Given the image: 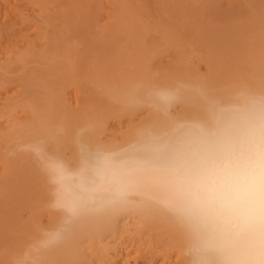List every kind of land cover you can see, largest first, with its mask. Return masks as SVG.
<instances>
[{
	"label": "bare ground",
	"instance_id": "6f19581e",
	"mask_svg": "<svg viewBox=\"0 0 264 264\" xmlns=\"http://www.w3.org/2000/svg\"><path fill=\"white\" fill-rule=\"evenodd\" d=\"M184 1L0 0V264H202L173 177L264 119V49L210 62L171 16ZM162 92L176 99L165 106ZM197 128L225 139L210 145ZM46 159L63 166L62 186Z\"/></svg>",
	"mask_w": 264,
	"mask_h": 264
},
{
	"label": "clouds",
	"instance_id": "9594fccd",
	"mask_svg": "<svg viewBox=\"0 0 264 264\" xmlns=\"http://www.w3.org/2000/svg\"><path fill=\"white\" fill-rule=\"evenodd\" d=\"M158 96L165 106L176 99L165 92ZM191 134L210 145L225 139L223 128ZM44 168L51 183L62 186L63 166L46 159ZM173 180L180 189L177 211L195 237L193 251L202 264H264V119L253 123L242 141Z\"/></svg>",
	"mask_w": 264,
	"mask_h": 264
},
{
	"label": "rangeland",
	"instance_id": "374dc122",
	"mask_svg": "<svg viewBox=\"0 0 264 264\" xmlns=\"http://www.w3.org/2000/svg\"><path fill=\"white\" fill-rule=\"evenodd\" d=\"M196 1V2H195ZM207 1V2H206ZM220 1V0H219ZM218 0H190V2H189V0H185L184 1V4H182L181 5V9L179 8V6H174V8H172V9H170V10H172V13L171 14H173V15H171L170 14V12H169V14L173 17V19H175L176 18V21L178 22V21H180V22H176L177 24H175V23H173V25L175 24L176 26H177V29L180 27L179 26V23H180V25L183 27V25H186V26H184L185 28L184 29H182L181 27V29L183 30V34H184V36H185V39L187 38V37H189L188 39H189V41L190 40H192V43H191V41H190V45H195V47L197 48V47H199L198 45L200 44V47H202V48H200L199 47V52L201 51V53L203 54L202 56H204L205 58H206V55L208 54L211 58H209V57H207V59H210L209 61L211 62L213 59H214V57L216 58H219V56H220V58H221V60L220 59H217L216 58V60H213L212 62L213 63H215L217 60V64H220L221 62H222V60H223V62L221 63L222 64V66H224V67H226L227 66V64H228V66H229V63H228V60H232L233 61V57H234V59L236 58L235 56H233V55H239L240 53H243V49L245 50V52H246V50L248 49L247 47L249 46V47H251V49L252 48H254V46H255V48L257 47L258 48V46L259 45H262L261 47H263V49H264V46H263V44L262 43H264V41L263 40H261V39H263V37L264 36H262V35H264V29H263V26L261 25V23L263 24V17H262V15H264L263 13V11H264V1L263 0H222V1H220L219 2ZM228 1V2H227ZM243 1V2H242ZM245 1H247V4H246V2ZM187 4H186V3ZM201 2V3H200ZM203 2H205V3H203ZM222 2V3H221ZM232 2H234V3H232ZM209 4V5H206V4ZM220 3V4H219ZM228 3H230L229 5L231 6H229V5H227V10H230L229 12L227 11V13H226V15H224L225 14V7H226V4H228ZM236 3V4H235ZM242 4L241 5V9H240V5H237V4ZM224 4H225V6H224ZM246 4V5H245ZM256 4H257V6H256ZM260 4V5H259ZM263 4V5H262ZM200 5H202V7L200 6ZM204 5V6H203ZM196 8H195V7ZM200 6V7H199ZM209 6V7H208ZM214 6V7H213ZM217 6H218V8H217ZM222 6V7H221ZM229 6V7H228ZM234 6V7H233ZM250 6V7H249ZM148 7H150V6H148ZM146 8V10L148 9V11H150V8H151V11L153 12V10H154V12L156 11L155 9V7L154 8H152V6L150 7V8ZM175 7H177V8H179L180 9V11H178L179 13H180V15H179V13H177V12H174V11H176V9H175ZM183 7V8H182ZM189 7H190V9H189ZM221 9H223V7H224V9L223 10H220V8ZM233 7V8H232ZM249 7V8H248ZM133 8V7H132ZM195 8V9H194ZM203 10H201V9ZM206 8H208V9H206ZM210 8V9H209ZM236 8V9H235ZM260 8H261V10H262V13H261V11H260ZM263 8V9H262ZM102 8H100L99 9V11L101 10ZM153 9V10H152ZM175 9V10H174ZM184 9V10H183ZM193 9H194V11H193ZM197 9V10H196ZM232 9V10H231ZM235 9V10H234ZM237 9H240V11H238ZM243 9H245V11L243 10ZM251 9V10H250ZM257 9L258 10V12H257V10L255 11V10ZM174 10V11H173ZM181 10H183V11H181ZM186 10V11H185ZM190 10V11H189ZM234 10V11H233ZM241 10L243 11L242 13H241ZM99 11H97V13L99 12ZM150 11V12H151ZM192 11V12H191ZM199 11V12H198ZM209 13H208V12ZM214 11V12H213ZM219 13H221V14H219ZM224 11V12H223ZM236 11H237V14H238V16H239V14H241L239 17L237 16V14H235L236 13ZM253 14H255V15H252L251 17H254V19L253 18H250L249 17V14L251 15L252 13ZM102 12H103V9H102ZM102 12H99V13H102ZM147 12V11H146ZM150 12H147L148 14H150ZM184 12V13H183ZM235 12V13H234ZM250 12V13H249ZM255 12V13H254ZM194 13V14H193ZM204 13V14H203ZM257 13V14H256ZM182 14H184V15H182ZM188 14V15H187ZM230 14V15H229ZM248 14V15H247ZM99 15V14H98ZM151 15L153 16V14L151 13ZM193 15V16H192ZM203 15V16H202ZM206 15V16H205ZM220 15H222L221 16V18L219 17ZM233 16L231 19L229 18V17H227V16ZM248 17L247 19H249V20H247L246 19V17ZM261 15V16H260ZM177 16V17H176ZM181 16V17H180ZM182 16H184V17H182ZM192 17V18H190V17ZM198 16V17H197ZM212 18H211V17ZM214 16V17H213ZM216 16H218L219 18L217 19V17ZM224 16H225V19H224ZM243 16V17H242ZM258 16V17H257ZM171 17V18H172ZM180 17V18H179ZM194 17V18H193ZM205 17V18H204ZM237 17V18H236ZM259 18V20H261V21H259V20H257V19H255V18ZM179 18V19H178ZM196 18V19H195ZM197 18H198V20H197ZM229 18V19H228ZM172 19V20H173ZM185 19H186V21H185ZM202 19V20H201ZM211 19V20H210ZM214 19V20H213ZM218 21H217V20ZM223 19H224V21H223ZM227 19H228V21H227ZM243 19V20H242ZM244 19H246V21L244 20ZM253 19V20H252ZM190 20V21H189ZM196 20V21H195ZM200 20V21H199ZM205 20V21H204ZM235 20V21H234ZM241 20H242V25H241ZM252 20V21H251ZM256 20L257 21H259V22H256ZM173 21H175V20H173ZM188 21V22H187ZM194 21H195V23H197V24H195L194 23ZM220 21V22H219ZM231 21H232V23H231ZM233 21H234V23H233ZM236 21L238 22V24L236 23ZM244 21V22H243ZM251 21V22H250ZM168 22V21H167ZM192 22V23H191ZM205 22V23H204ZM206 22H207V25H206ZM240 22V23H239ZM246 22H249L248 24L246 23ZM254 22V23H253ZM255 22H256V24H255ZM184 23V24H183ZM192 25H191V24ZM204 23V24H203ZM224 23H225V26H227L226 28L225 27H223L224 26ZM231 23V24H230ZM246 24L247 26L245 27V25L244 24ZM258 23H260L259 25H261V26H259V25H257ZM150 24H151V22H150ZM209 24V25H208ZM222 24V25H221ZM235 24V25H234ZM174 25V26H175ZM194 25H196V26H194ZM201 25V26H200ZM204 25V26H203ZM232 25V26H231ZM237 26V27H234V26ZM251 25H255V27L253 26V27H251ZM179 26V27H178ZM203 26V27H202ZM219 26V27H218ZM240 26V27H239ZM258 26H259V28L261 27V29H263L262 31H260L261 29H259L258 28ZM138 27V30H139V28L141 27H139V26H137ZM137 27L135 28V31H136V34H137ZM200 27H201V30H200ZM206 29H205V28ZM213 27V28H212ZM242 27V28H241ZM247 27H250V28H254V30L255 31H260L259 32V34H258V31L257 32H255V31H253L252 29H250V28H247ZM196 29V31H195V29ZM198 28V29H197ZM218 28V29H217ZM229 28H232V30L231 29H229ZM236 28V29H235ZM243 28H244V30H243ZM247 28V29H246ZM105 29V28H104ZM103 29V30H104ZM181 29H179V30H181ZM211 29V30H210ZM226 31H224V30ZM227 29H229V30H227ZM240 29V30H239ZM257 29V30H256ZM181 30V31H182ZM189 30V31H188ZM191 30H193V33H192V31ZM210 30V31H209ZM219 30V31H218ZM233 30H235V31H233ZM239 30V31H238ZM252 32H251V31ZM222 31V32H221ZM238 33H237V32ZM244 31V32H243ZM246 31V32H245ZM248 31H249V33H248ZM141 32V31H140ZM192 34H191V33ZM203 32V33H202ZM205 32H206V34H205ZM213 32H214V34H213ZM218 32V33H217ZM219 32H221L220 34H219ZM229 32V33H228ZM240 32H242V33H240ZM250 32H251V34H255V35H252V37L253 38H255V36H256V38L257 37H259V38H257V39H253L254 41H252V37L251 38H249L250 36L248 35V34H250ZM207 33H208V35H207ZM233 33V35H231ZM235 33H237L236 35H235ZM248 33V34H247ZM261 33V34H260ZM141 34H142V32H141ZM141 34H138V35H141ZM205 34V37L203 36ZM223 34H224V36H223ZM229 36H228V35ZM243 34H247V36H245V39H244V35ZM196 35V36H195ZM221 35H222V37H221ZM227 35V36H226ZM258 35V36H257ZM192 36V37H191ZM202 36V37H201ZM210 36V37H209ZM220 36V37H219ZM232 36V37H231ZM241 36V37H240ZM137 37V36H136ZM139 37H141V36H139ZM191 37V38H190ZM216 37H217V39H216ZM230 37V38H229ZM247 37V38H246ZM262 37V38H261ZM194 38H195V40H194ZM198 38V39H197ZM210 38V39H209ZM224 38V39H223ZM229 38V39H228ZM233 38V39H232ZM238 38V39H237ZM249 38V40H247ZM261 38V39H260ZM114 39V38H113ZM113 39H110V40H113ZM138 39H141V38H137V40ZM188 39H186V41L188 40ZM199 39H201V40H199ZM232 39V40H231ZM258 39H260L259 41H258ZM109 40V41H110ZM142 40V39H141ZM218 40V41H217ZM221 40V41H220ZM222 40H223V42H222ZM227 40V42H228V44L231 46V49L229 48V46H226L227 44H225L226 42H224V41H226ZM231 40V41H230ZM241 40H243V42L241 41ZM245 40V41H244ZM257 40V41H256ZM116 41V40H115ZM136 41V40H135ZM188 41V42H189ZM202 41V42H201ZM210 41V42H209ZM215 43H214V42ZM222 43H220V42ZM233 41V42H232ZM235 41V42H234ZM240 41V42H239ZM246 41H248V42H246ZM256 41V42H255ZM263 41V42H262ZM114 42V41H113ZM112 42V43H113ZM120 42V41H119ZM195 42H197V43H195ZM214 43V45H212V43ZM217 42V43H216ZM232 43V44H230V43ZM251 44H250V43ZM258 42H262L261 44L259 43L258 44ZM110 43H111V41H110ZM147 43H150V42H147ZM199 43V44H198ZM236 43V44H235ZM248 43H249V45H248ZM254 43H257V44H254V46H253V44ZM109 44V42L107 43V45ZM117 44H118V42H117ZM188 44V43H187ZM208 44H209V46L210 47H213L214 49L211 51L210 50V47L209 48H207L208 50H206V47H208ZM211 44V45H210ZM244 44V45H243ZM247 44V46H245ZM112 45V46H111ZM111 45H108V46H105V48H107V50L109 49H111V51H105V55H107V56H109L108 58H110L112 55H110V54H113V49L112 48H114L115 46H113V45H115V43L114 44H111ZM141 45V44H140ZM152 45V44H151ZM215 45H217L218 47H220V46H223V45H225L226 47H227V49L229 50L230 49V51L232 52V53H234V54H232L231 52H229L227 49H226V47H220V48H223V50H224V48L227 50H221L220 48H217V46H215ZM243 45V46H242ZM251 45V46H250ZM189 46V45H188ZM232 46L234 47L233 49H232ZM235 46H236V48H235ZM237 46H238V48H240V46L241 47H243V49L242 48H240V50L242 51H240V50H238L237 49ZM108 47H111V48H108ZM194 47V48H195ZM216 47V48H215ZM244 47H246V48H244ZM104 48V49H105ZM189 48H191V47H189ZM256 48V49H257ZM192 49V48H191ZM219 49V50H218ZM235 49V52L233 51ZM198 50V49H197ZM206 50V51H205ZM221 50V52H223V53H221V52H219L218 53V51H220ZM208 51V52H207ZM210 51L212 52V53H210ZM217 51V53H214V52H216ZM237 51V52H236ZM238 51L240 52L239 54H238ZM106 52H108V54H106ZM111 52V53H110ZM207 52V54H205ZM110 53V54H109ZM200 53V54H201ZM210 53V54H209ZM213 53H214V55H213ZM224 56V58H225V56L227 55L228 56V58L226 57L225 58V60H224V58H223V56L221 55V54ZM226 53V54H225ZM219 54V55H218ZM232 56H230V55ZM107 56H105V57H107ZM229 57H231V59L229 58ZM168 58V57H167ZM166 58V59H167ZM215 61V62H214ZM225 62H227V63H225ZM220 64V65H221ZM125 119V118H124ZM123 119V121H125ZM127 120L126 121H129V119L128 118H126ZM125 121V122H126ZM135 122H136V120H134ZM112 124H113V126H112V129H114L115 130V128H117L116 127V125L114 124V121L113 122H111ZM110 123V124H111ZM126 123H128V122H126ZM129 123H133V121L132 122H129ZM111 124V125H112ZM109 128H111V126H109ZM123 130V129H122ZM157 261V262H156ZM161 263V264H165L164 262H161V258H159V259H156L153 263H151V264H158V263ZM159 263V264H160Z\"/></svg>",
	"mask_w": 264,
	"mask_h": 264
}]
</instances>
